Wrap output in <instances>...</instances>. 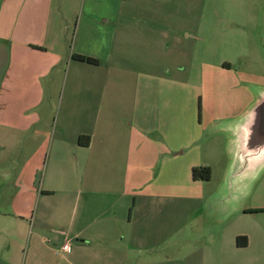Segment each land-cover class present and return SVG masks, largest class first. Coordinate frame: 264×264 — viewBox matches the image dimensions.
Returning <instances> with one entry per match:
<instances>
[{
    "label": "crops",
    "instance_id": "obj_1",
    "mask_svg": "<svg viewBox=\"0 0 264 264\" xmlns=\"http://www.w3.org/2000/svg\"><path fill=\"white\" fill-rule=\"evenodd\" d=\"M132 1L0 0V197H9L0 208V264H128L133 258L129 252L140 242L136 227L146 223L150 241L155 239L150 235L154 225L160 228L165 214L169 215L165 197H137L140 161L149 160L156 147L154 133L143 125L147 119L138 113L137 100L124 99L118 114L107 112L115 104L106 100L104 113L91 117L95 121L80 125L77 132L73 129L71 138L63 136L64 140L61 135L69 133L66 120L82 117L87 112L83 106L91 101L68 98L65 111L52 123L41 111L47 94L45 80L66 69L73 80L79 79L76 75L87 69L88 63L75 60L73 54L97 57L100 67L114 57L121 32L129 33L133 25L149 21L139 17L140 4L132 5ZM132 38L134 44L139 42L138 37ZM150 105L144 103L147 109ZM251 105L228 120L240 117ZM221 129L230 142L229 132ZM83 134L90 135L88 146L79 144ZM21 138L34 141L22 145ZM75 142L89 171L81 177L72 171L70 175L65 161V152ZM17 150L21 157L11 162V152ZM160 152L170 159V152ZM216 199L206 200L212 202L210 211H215L208 216L214 217L213 226L238 212L243 215L235 221L254 225L238 226L229 234L208 225L200 247L219 246L222 251L226 247L234 252L233 248L248 249L258 234L264 239V228L256 227L254 221L264 216V171L233 204L222 205ZM162 235L157 239L162 240ZM240 236H246L247 243L243 239L240 244ZM66 244L68 250L63 249Z\"/></svg>",
    "mask_w": 264,
    "mask_h": 264
},
{
    "label": "rangeland",
    "instance_id": "obj_2",
    "mask_svg": "<svg viewBox=\"0 0 264 264\" xmlns=\"http://www.w3.org/2000/svg\"><path fill=\"white\" fill-rule=\"evenodd\" d=\"M131 4H140L139 17L149 21L133 25L129 33L121 32L108 63L103 61L100 67L88 63L76 75L79 79L73 80L66 69L45 80L43 115L52 123L65 111L68 98L91 101L83 106L87 112L82 117L66 120L69 133L61 135L64 140L71 138L73 129L77 132V127L102 114L106 100L115 104L108 108L110 114L120 112L124 99L138 101V113L147 119L143 125L154 133L156 147L149 160L140 161L137 197H165L169 215L165 214L160 228L154 225L150 235L155 239L150 241L146 223L136 227L140 242L129 252L133 258L128 264H264V239L259 234L246 250L200 247L208 225L229 234L249 224L235 221L243 215L238 212L213 226L214 217L208 216L215 211H210L212 202L206 200L219 196L230 161L229 137L220 123L241 114L256 100L259 88H264V0H133ZM131 36L139 42L134 44ZM22 140V145L34 141ZM75 144L68 150L65 146V161L69 174L81 177L89 171L81 161L84 153ZM160 149L170 152V159ZM19 153L11 152V162L18 161ZM205 165L212 169L211 179L195 181L193 168ZM145 180L148 186L143 185ZM8 198L0 197V208ZM254 221L256 227L264 228V216ZM160 234L162 240L157 239Z\"/></svg>",
    "mask_w": 264,
    "mask_h": 264
},
{
    "label": "water",
    "instance_id": "obj_3",
    "mask_svg": "<svg viewBox=\"0 0 264 264\" xmlns=\"http://www.w3.org/2000/svg\"><path fill=\"white\" fill-rule=\"evenodd\" d=\"M220 128L230 134L231 160L216 201L231 205L264 171V88H259L257 100L244 114L223 121Z\"/></svg>",
    "mask_w": 264,
    "mask_h": 264
},
{
    "label": "trees",
    "instance_id": "obj_4",
    "mask_svg": "<svg viewBox=\"0 0 264 264\" xmlns=\"http://www.w3.org/2000/svg\"><path fill=\"white\" fill-rule=\"evenodd\" d=\"M73 58L77 61L87 62L93 65H98L100 63L99 59L91 56H86L82 54L75 53L73 54ZM79 144L81 146H88L90 144V136L89 135H81L79 138ZM212 175L211 167L209 166H200L193 168V177L194 180H210ZM264 211V210H261ZM244 239L245 243H247L246 236L238 237V242L241 244Z\"/></svg>",
    "mask_w": 264,
    "mask_h": 264
},
{
    "label": "built area",
    "instance_id": "obj_5",
    "mask_svg": "<svg viewBox=\"0 0 264 264\" xmlns=\"http://www.w3.org/2000/svg\"><path fill=\"white\" fill-rule=\"evenodd\" d=\"M70 248L69 244L64 245L63 249L68 250Z\"/></svg>",
    "mask_w": 264,
    "mask_h": 264
}]
</instances>
